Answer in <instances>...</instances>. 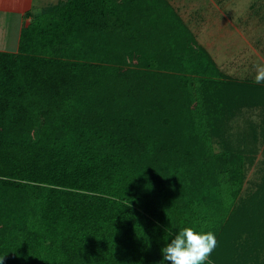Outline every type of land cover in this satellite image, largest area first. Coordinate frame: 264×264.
<instances>
[{
	"label": "trees",
	"instance_id": "1",
	"mask_svg": "<svg viewBox=\"0 0 264 264\" xmlns=\"http://www.w3.org/2000/svg\"><path fill=\"white\" fill-rule=\"evenodd\" d=\"M244 109L264 83L222 74L164 0L45 8L0 51L3 264H158L186 226L215 234L208 264H264V170L242 197L254 155L229 138Z\"/></svg>",
	"mask_w": 264,
	"mask_h": 264
},
{
	"label": "crops",
	"instance_id": "2",
	"mask_svg": "<svg viewBox=\"0 0 264 264\" xmlns=\"http://www.w3.org/2000/svg\"><path fill=\"white\" fill-rule=\"evenodd\" d=\"M164 1L180 17L197 44L208 53L220 72L238 78L233 71L242 73L244 68L240 70V63L246 57L243 51L249 52V48L256 43L250 42L253 36H248L243 41L242 29L238 27L236 20L234 22L229 17L240 15L239 21L242 20V14L245 13L242 5L246 0ZM49 6L51 4L44 3V0H0V51L17 52L22 29ZM13 17L16 18L14 22L17 29L14 44L9 48Z\"/></svg>",
	"mask_w": 264,
	"mask_h": 264
},
{
	"label": "rangeland",
	"instance_id": "3",
	"mask_svg": "<svg viewBox=\"0 0 264 264\" xmlns=\"http://www.w3.org/2000/svg\"><path fill=\"white\" fill-rule=\"evenodd\" d=\"M61 1L65 0H44V3H50L52 6ZM243 3L242 6L245 13L242 14V20L239 21V18L241 17L240 15L230 16L229 18H232L234 22L236 20V24L242 29L243 41H246L248 36H253L257 39V42H255L252 37L250 42H254L256 45L249 48V52H246L245 50L243 51V55H246V57H244V62L240 63V70L242 68L244 69L242 70V73H238L237 70L233 71V73L237 74L239 77L225 76L234 78L238 81L264 83V79L257 82V72L255 68V65L257 64L264 65V0H246ZM15 20L16 18L13 17L9 48L12 47L15 41V31L17 29V25L14 22ZM251 70H253L252 74L250 73ZM263 127L264 110L262 109H244L229 123V138L233 146L247 147L248 155H254L253 162L246 168V179L242 197H246L255 190L264 170V141H262V135H260ZM250 128H255L259 135V141L256 144L252 142L251 137L248 135ZM217 149H219V147H217Z\"/></svg>",
	"mask_w": 264,
	"mask_h": 264
},
{
	"label": "clouds",
	"instance_id": "4",
	"mask_svg": "<svg viewBox=\"0 0 264 264\" xmlns=\"http://www.w3.org/2000/svg\"><path fill=\"white\" fill-rule=\"evenodd\" d=\"M255 68L259 82L264 79V65L257 64ZM166 237L160 249L162 257L158 264H208L209 256L216 246L213 232L195 227L168 229ZM0 264H3V259H0Z\"/></svg>",
	"mask_w": 264,
	"mask_h": 264
}]
</instances>
